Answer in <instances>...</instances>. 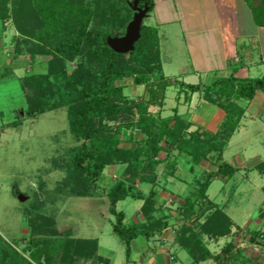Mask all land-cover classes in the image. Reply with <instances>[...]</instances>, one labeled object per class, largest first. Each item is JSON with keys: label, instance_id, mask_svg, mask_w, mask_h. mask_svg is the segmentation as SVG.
Listing matches in <instances>:
<instances>
[{"label": "trees", "instance_id": "16d2710c", "mask_svg": "<svg viewBox=\"0 0 264 264\" xmlns=\"http://www.w3.org/2000/svg\"><path fill=\"white\" fill-rule=\"evenodd\" d=\"M129 2L135 6L138 0H0V22L13 21L20 32L21 42L32 44L29 50L32 57L43 53L50 59L48 75H31L22 80L23 87H28V82L32 86V96L27 97L30 114L38 118L66 109L70 133L80 144L67 150L68 158L60 165L66 172L61 182L64 188L62 194L67 197H93L109 167L126 166L123 178L115 181L107 196L110 213L115 217L113 232L125 244L128 258L132 253V243L139 237L151 240L158 232L166 231L171 226L170 215H154L157 176H145L146 171L167 164L168 157L174 151H178V158L186 155L190 159L192 174H196L194 166H201L203 161L222 162L229 142L245 114L234 98L251 101L257 91L264 90V78L239 79L235 72L228 78H215L208 87L179 81L173 84L163 73L159 30L145 24L141 28L140 40L130 53V59L135 63L131 65L127 56L116 52L110 42L116 33L125 34L134 18L135 8H130ZM244 2L251 10L256 25L264 28V0ZM137 6L147 10L148 16L156 5L154 0H141ZM67 62L78 63L74 73L68 71ZM131 78L134 86L148 89L149 98L146 102L137 105L129 103L124 93L125 84L122 83ZM176 84L185 94L203 91L206 95L217 93L216 100L209 96L206 101L226 112L221 130L217 133H191L189 130L193 124L189 117L178 115L177 110L173 116L162 120L149 114L150 105L164 107L167 90ZM135 110L139 116L136 121ZM122 116L127 122L113 128L111 124ZM133 130L140 132L145 139L138 140L128 133ZM125 141L131 144L129 148L123 146ZM162 152L167 156L165 160L160 158ZM175 163L168 164L172 176L175 175ZM220 164L217 172H204L201 180L191 184L184 204L179 209L180 218L176 220L179 227L173 244L184 250L193 264L208 260L221 261L227 253L233 254L232 242L225 246L223 256L219 257L212 254L204 240V236L211 239L229 237L234 226L225 210L208 196L216 178L229 182L238 172L228 162ZM56 165L59 166L57 161ZM137 182L151 184L149 193L144 194L137 189ZM129 198L144 202L141 210L144 221L125 224L126 215L118 211L117 206ZM206 216L209 218L203 224L202 220ZM40 219L45 224L36 223L32 226L33 232H38L42 225L47 227L54 223L51 218ZM189 221L192 226L188 225ZM44 241L45 249L42 250V246L38 245L32 251L37 263L42 264L46 251L48 254L60 253L59 264H76V259L92 264L105 263L98 255V240ZM31 244L36 242L32 240ZM16 264L31 263L19 259Z\"/></svg>", "mask_w": 264, "mask_h": 264}, {"label": "rangeland", "instance_id": "374dc122", "mask_svg": "<svg viewBox=\"0 0 264 264\" xmlns=\"http://www.w3.org/2000/svg\"><path fill=\"white\" fill-rule=\"evenodd\" d=\"M89 1L85 0V2ZM154 1L155 10L145 17L142 25L158 28L164 76L171 79L174 84L175 81L184 80L183 70L189 69L191 65L192 58L188 43L195 39L192 27L194 20L196 22L199 15L195 16V13L189 9V4L193 3V0ZM207 2H205V7L208 9H202V19L207 18V21L217 30L211 40L215 43L213 54L218 53V56H214V60L209 61L208 64L216 65L220 64L221 53L219 50L223 49L222 46H218L219 42L217 41L220 40L218 30L220 24L225 23L227 19L230 20L231 17L229 18L228 12L222 9L224 0H211L212 3L208 2V4ZM129 6L133 9L136 7L131 2H129ZM138 15L139 11L135 9L134 18ZM129 25L125 34L116 33L113 39L126 37ZM204 31L201 30V33H206ZM110 34H112L111 31ZM197 40H199L198 43L202 42L200 36H197ZM31 47L32 44L21 42L20 32L12 20L0 22V264H16L19 259H24L31 264H40L34 260L35 254H32V251H35V247L38 245L42 246V250L45 249L44 240L73 239L77 241L79 239L94 240L96 237L100 239L102 247L98 254L100 257L111 259L112 264H126L128 260L126 246L113 232L115 217L110 213L107 196L115 181L123 178L122 173L126 166H119V171L116 173L112 171L108 173L109 176L103 177L93 197H67L62 194L64 188L61 186V182L66 177V172L65 168L60 165L68 158L67 150L78 147L80 144L70 133L66 109L50 112L38 118H33L30 114L27 97L32 96V86L28 82V87L26 85L23 87L22 80L31 75H48L50 62L47 55L43 53L32 57L29 54ZM200 48L201 45H198L197 49ZM202 48L203 53L211 50L205 45ZM130 53L125 54L126 59L131 65H134L135 63L130 59ZM210 54L209 52L207 54L209 60ZM66 65L72 74L78 63L67 62ZM6 73H10V75L5 77ZM207 75L208 73L202 77V84L207 87L215 78H225L224 75H220L218 69L214 71L211 79H206ZM153 80L155 79L153 78ZM193 81L196 82H189V84L199 83V80L194 79ZM122 84H125L124 93L130 104L137 105L148 100V89L145 86H134L132 78ZM181 90L177 84L170 87L165 94L164 107L150 105L149 114L159 120L173 116L176 110L178 115H192L191 119H193L196 110L204 116L212 115L210 113L215 110V107L203 102L209 103L206 101L209 96L216 100L217 93L211 92L206 95L203 91L191 95L189 92V94L182 93ZM243 103L245 102L243 101ZM202 110L203 112H201ZM217 118L219 119L220 116ZM138 119L139 116L135 110L134 121ZM195 120L196 122L192 123L193 126L189 132L211 133V129L206 123H202L198 119ZM122 122H127L124 116L116 123H112L111 126L115 128ZM221 126V124L218 125V131L221 130ZM128 133L133 134L138 140L145 139L137 130ZM130 145L128 141L123 143V146L127 148ZM238 154L239 151L234 148L226 151L223 161L220 163L228 162L239 169L242 160L244 164L240 165L242 167L241 172L239 171L240 176L247 174L250 177L251 174L256 173L257 176L253 175L255 178L250 179L260 189L258 192L254 189L250 191L246 185L240 186L238 181L241 178L239 176L229 185H225V181L220 178L213 181L208 191L209 198L219 208L225 210L232 221L241 228L234 230V233L229 237L211 239L204 236V240L214 256H223L222 251L225 246L231 242L234 244V255L227 253L221 258V261H211L206 264H264V236H260L264 235V176H262L261 170H256L258 169L256 164H261L263 159L251 156L243 159L244 157H238ZM160 158L163 160L167 158L165 152L161 153ZM56 161L59 166L56 165ZM173 161H176L174 176H172V170L168 165ZM218 162L216 160L203 161L201 166H194L196 174H192L193 166L190 159L186 155L178 158V151H174L168 157L167 164L160 165L156 170L146 171L145 176L155 174L157 176V184L154 188L158 193L154 215L156 217L170 215L171 217V226L168 230L158 232L152 240L154 248H157V256L165 255L172 261L171 257L175 255L178 259L173 261V264L191 262L189 255L173 244L179 227L177 222V219L180 218L179 209L184 204V198L188 195L191 184L201 180L204 172H217L221 165ZM250 169L256 171L252 172ZM249 172L252 173L249 174ZM136 188L144 194H148L152 185L137 182ZM20 195L27 197L28 200L21 202ZM143 205V201L129 198L120 202L117 209L126 214L128 225H132L140 220L144 221L141 212ZM140 216L141 219H139ZM40 217L51 218L54 223L47 227L42 225L43 227L38 232H33L31 229L36 223L38 225L45 224L44 220L41 222ZM207 218L209 217L203 218V224L207 222ZM250 223H254V225L250 226ZM196 224L197 222L194 225L196 226ZM188 225L192 226L190 221ZM255 229H257L256 232ZM32 240L36 244L32 245ZM46 253L42 264H56L60 261V253H49L51 258H49L48 251ZM75 262L76 264H92L83 259H76Z\"/></svg>", "mask_w": 264, "mask_h": 264}, {"label": "crops", "instance_id": "0c3cea01", "mask_svg": "<svg viewBox=\"0 0 264 264\" xmlns=\"http://www.w3.org/2000/svg\"><path fill=\"white\" fill-rule=\"evenodd\" d=\"M207 1L212 3L211 0ZM207 1L205 0V2ZM205 2H202V0H193V3L189 4L190 11L192 13H195V16H199L196 22L194 20V26L192 27L195 34L193 35L195 39L191 40L188 43L192 58L191 65L189 69L183 70L182 76H184V80L180 81L189 84V82H196L193 81L195 79L197 81L199 80L198 84H202V77L205 76L206 73H208L206 79H211L216 69L220 70V75H224L225 78L230 77L234 72L236 73V78L239 79L264 78V28L256 25L253 19L252 12L244 2V0H224V6L222 7V9L228 12V16L229 18L231 17V21L227 19L225 23H223L222 25L220 24L218 30L221 40L217 41L219 42L218 46L220 45L223 48L222 50H219V53H221V58L219 61L220 64H208L209 61L211 62L214 60V56H218V53L216 55L213 54V46L215 43H213L214 41L211 40V38H214L215 31L217 30H215L211 23L207 21V18L202 19V9H208L207 7H205ZM201 30L206 33L202 34ZM197 36H200L202 38V42L198 43L199 40H197ZM198 45H201L200 49H197ZM204 45L211 48V50L208 51L209 53H211L210 60L208 59V52H206L207 54L203 53L202 46ZM234 101L245 110V114L241 118L239 127L231 138L232 141L230 140L229 146L226 151H229L233 148L237 149V151H239V154L237 156L241 158L244 157L243 159H246L247 156L262 158L263 161L261 162V164H256V166H258V169L256 170H261L260 172H262V176H264V90L257 91L255 98L251 101L238 99L237 97L234 98ZM243 101L245 103H243ZM203 103L212 105L206 102ZM212 106L215 107V110L210 113L212 114L211 116L209 114L204 116L200 114L196 109V113L192 117L193 119H191L192 115L189 116L187 114L190 122L194 123L196 122L195 119H198L202 123H206V125L210 127V132L213 131L212 133H215L214 131H218V125L223 124L224 120L227 117V114L219 107L215 105ZM201 112H203V110ZM217 116H220V118L218 119ZM243 164L244 163L241 160L240 165ZM240 165L238 172L235 174L234 178L229 182H225L224 184L229 185L239 176V178H241V180L238 181L240 186L246 185V188L248 190L251 191V189H254V191L257 190L258 192L260 188L258 189V187L251 180L252 178H255L253 177V175H256V173H251L255 172L256 170L254 169L253 171V169H250L252 170V172H249V174H251L250 177H248L247 174L245 176H240V172L242 170V167H240ZM118 168L119 166L109 167L105 171L103 177H106L108 173H111L112 171H115L116 173V171H119ZM141 218L142 217L140 216L139 219ZM139 222L142 221L140 220ZM125 224L128 225L127 216ZM233 224L234 226L231 234L234 233V230L241 228L240 226H237L234 221ZM250 224V226L254 225V223ZM250 226L248 225V227ZM256 230L257 229H255L254 231L256 232ZM94 240L99 241L100 251V249L102 248L100 245V239L96 237V239ZM152 240L153 239L146 240L144 237H139L137 240H135L132 243L131 256L130 258H128L126 264H173V261H177L178 257H176L175 255L171 257L172 261L170 260V258H168V256H157V248H154L155 246ZM101 258L105 260L104 264H112L111 259L104 258L103 256ZM211 261L213 260H208L199 264H206ZM188 264H193L192 259Z\"/></svg>", "mask_w": 264, "mask_h": 264}, {"label": "water", "instance_id": "95a60500", "mask_svg": "<svg viewBox=\"0 0 264 264\" xmlns=\"http://www.w3.org/2000/svg\"><path fill=\"white\" fill-rule=\"evenodd\" d=\"M141 0H138V2ZM136 3V11H139V15L135 16L133 22L129 25L128 33L126 37L122 39H112L110 40L112 47L119 54H128L134 50L136 43L141 38V25L147 16V10H142L137 7ZM21 202H26L28 200L27 197L20 195Z\"/></svg>", "mask_w": 264, "mask_h": 264}]
</instances>
